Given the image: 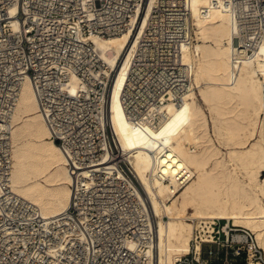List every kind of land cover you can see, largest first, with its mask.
I'll return each mask as SVG.
<instances>
[{
	"label": "built area",
	"instance_id": "obj_1",
	"mask_svg": "<svg viewBox=\"0 0 264 264\" xmlns=\"http://www.w3.org/2000/svg\"><path fill=\"white\" fill-rule=\"evenodd\" d=\"M148 5L146 24L127 50L119 92L134 124L154 123L157 109L180 102L191 86L190 65L181 57L182 46L194 41L191 0H0V264H148L130 246L152 242V233L130 184L136 183L130 154L107 111L115 70L92 40L134 30ZM221 6L229 16L236 64L241 51L251 56L264 40V0H222ZM26 78L71 173L76 179L86 171L89 181L71 185L68 208L52 218L10 187L9 121ZM261 117L264 125V107ZM227 228H221L226 236L235 231ZM212 230L211 241L198 237L200 253L191 250L174 264H209L202 246L217 244ZM240 231L253 242L249 230ZM236 234L205 254L215 264L247 263V244ZM252 249V259L264 264L261 249Z\"/></svg>",
	"mask_w": 264,
	"mask_h": 264
},
{
	"label": "bare ground",
	"instance_id": "obj_2",
	"mask_svg": "<svg viewBox=\"0 0 264 264\" xmlns=\"http://www.w3.org/2000/svg\"><path fill=\"white\" fill-rule=\"evenodd\" d=\"M221 2L191 0L194 41L182 46L181 57L190 65L192 83L180 102L170 100L157 109L154 123L130 122L119 99L127 50L151 5L137 17L134 30L92 37L115 70L107 111L130 154L138 183L130 184L152 233V242L130 246L148 264H174L191 250L200 253L197 239L209 241L212 226L207 224L216 219L227 221L226 233L229 222L252 232L253 242H245L247 264H263L252 259V248H260L264 258V40L251 56L241 51L234 64L235 43ZM9 123L12 191L36 205L44 218L61 214L71 202V185L77 181L85 187L89 181L86 171L76 179L71 173L39 112L29 78L22 82ZM235 237L246 240L238 233Z\"/></svg>",
	"mask_w": 264,
	"mask_h": 264
},
{
	"label": "rangeland",
	"instance_id": "obj_3",
	"mask_svg": "<svg viewBox=\"0 0 264 264\" xmlns=\"http://www.w3.org/2000/svg\"><path fill=\"white\" fill-rule=\"evenodd\" d=\"M263 173H264V171H263ZM166 218V217H165ZM215 222V223H214ZM214 222L213 223H208L207 225L210 227V226H212V232H213V235H215L214 237V239L217 241V244H219V243H228V244H230V242H231V233H235V232H237L238 234L239 233H242V231H240L241 229H247V228H245V227H243V226H234L233 224H232V222H229V226L231 227V228H234L235 229V231H230V233L228 234V236H226L225 234H223V232L221 231V228H222V226L223 225H225L226 223H227V221L226 220H224V219H216V220H214ZM209 228H206V230H208ZM228 229V228H227ZM248 230V229H247ZM208 231H211V229H209ZM219 231H221V232H219ZM250 232V231H249ZM204 233V232H203ZM251 234H252V232H250ZM207 234V233H206ZM210 234V233H209ZM242 235V234H241ZM252 236H253V238H254V235L252 234ZM210 238V240H211V237H209ZM208 238V239H209ZM197 240H199V239H197ZM200 241V240H199ZM240 241H242V242H246V240L244 241V240H240ZM216 243H212V242H208L207 244H203V246H202V253H203V258L205 259V260H209V264H215V262L213 261L214 259H212V258H210V257H208L206 254H205V252L206 251H208L209 249H214V247L217 245ZM239 247H240V251H245L246 252V244L245 243H241L240 245H238ZM247 252H248V246H247ZM191 253V252H190ZM189 255V254H188ZM249 259V258H248ZM254 260V259H253ZM254 261H259V259H255ZM248 263V262H247ZM246 263V261H244L243 259H240V261H239V264H247Z\"/></svg>",
	"mask_w": 264,
	"mask_h": 264
}]
</instances>
